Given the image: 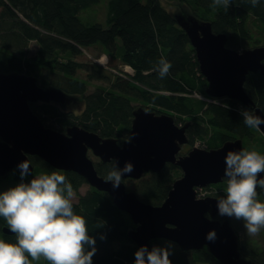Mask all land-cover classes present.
I'll use <instances>...</instances> for the list:
<instances>
[{"label":"trees","instance_id":"16d2710c","mask_svg":"<svg viewBox=\"0 0 264 264\" xmlns=\"http://www.w3.org/2000/svg\"><path fill=\"white\" fill-rule=\"evenodd\" d=\"M98 1L0 0V73L32 75L36 74L40 65L45 70L44 78L46 72L55 76L50 82L55 88L84 97V109L77 115L69 111L61 112L54 103H40L38 109L42 120L54 119L63 126L76 124L103 138L113 137L119 142L121 137L127 138L130 133L134 110L131 98L137 97L148 104L145 109L157 111L156 114H161L162 109L195 117V122H188L186 131L190 143L196 137H207L209 128L215 129L214 137L205 149L217 148L232 136L242 139L253 136L256 129L244 124L241 111H253L254 107L228 98H219L217 103H212L190 96L199 91L198 85L206 86L207 82L199 73L195 51L186 33L160 0H108L106 25L81 20L80 11ZM175 1L186 4L192 15L209 21L214 33L228 35L238 31L246 36L245 24L250 16L264 25V0H260L256 7H252L249 0H230L227 10L222 5L213 10L209 7L212 0ZM29 41L37 45L31 60L24 59V49ZM97 43L102 45L109 57L118 58L133 73L126 74L127 79L116 75L109 88L85 94V81L75 78L77 70L85 65L74 57L82 54V48ZM226 46L237 49L233 35L228 36ZM162 56L172 64L169 75L164 79L153 71ZM92 68L99 78H108L100 73L103 68L97 63H93ZM244 89L254 106L264 112V77L261 73H249ZM224 104L229 107L226 109ZM179 120L181 117H177L176 123ZM29 158L33 176L42 171L57 170L67 177L74 192L85 183L83 177L75 172L55 169L37 156ZM95 167L98 174L105 177L110 161L95 162ZM178 169L174 164H167L159 173H148L139 179L132 191L145 203L160 205L171 189L172 173ZM14 171V181L18 184L21 182L19 171ZM31 178L26 176L25 182ZM217 196L221 198L224 194ZM73 205L74 211L86 219L89 234L95 239L96 252L92 264H134V253L138 247L127 237V233L136 225L127 213L114 205L106 192L90 187L85 194H78V200ZM101 220L105 222L104 227H95ZM3 226L7 225L0 217V238L15 243L14 234L3 233ZM101 236L105 238L101 239ZM160 241L151 240L150 244ZM239 250L254 264H264V250L259 253L248 251L241 241ZM169 258L172 264H220L207 248H179Z\"/></svg>","mask_w":264,"mask_h":264},{"label":"water","instance_id":"95a60500","mask_svg":"<svg viewBox=\"0 0 264 264\" xmlns=\"http://www.w3.org/2000/svg\"><path fill=\"white\" fill-rule=\"evenodd\" d=\"M177 25L186 33L195 51L199 73L207 82L205 93L214 98H228L252 106L253 114L264 118L261 108L244 89L249 73L260 72L264 77V46L237 51L226 46L228 36L214 33L211 23L187 12L173 14ZM242 53V54H238ZM78 98L55 87L38 85L34 76L24 73H0V177L18 169V164L37 156L51 167L72 171L83 177L85 183L106 192L114 205L127 213L136 225L127 237L139 248L151 250V240L164 239L181 250H207L220 264H254L242 256L238 235L229 220L215 219L218 214L216 197L197 198L198 188L218 184L224 180V156L228 150L244 149L242 138L225 141L214 149L193 147L180 155L182 145L188 143L186 129L189 123L178 126L166 113L137 107L132 111L131 143H119L113 137L103 138L96 132L73 125L61 133L46 127L29 104L42 102L67 106ZM264 135V124L259 126ZM100 162L117 160L122 168L125 161L134 165V171L125 174L122 184L113 189L99 175L88 151ZM167 164L179 167L182 175L173 181L167 197L160 205L142 201L125 186V179L138 180L146 173H159ZM264 175V174H258ZM12 234L7 226L1 228ZM209 230H215L216 239H205Z\"/></svg>","mask_w":264,"mask_h":264},{"label":"clouds","instance_id":"9594fccd","mask_svg":"<svg viewBox=\"0 0 264 264\" xmlns=\"http://www.w3.org/2000/svg\"><path fill=\"white\" fill-rule=\"evenodd\" d=\"M249 2L252 7L260 4V0ZM229 4L230 0H212L209 7L215 10L222 5L227 10ZM171 68V62L162 56L153 71L164 79ZM241 115L249 128L259 130L264 124V118L251 110H242ZM136 135L132 132L126 142L131 143ZM224 163L226 187L224 196L216 200L218 215L241 220L247 233L256 235L264 229V202L257 199V188H264V175H258L264 174V155L254 149L228 150ZM17 167L21 182L0 191V217L15 236V243L0 238V264H32L41 258L48 264H92L95 239L89 234L86 219L74 211V189L67 177L57 170L33 176L28 160ZM134 170L132 162L125 161L120 168L113 158L104 180L117 189L125 174ZM26 176L32 178L25 182ZM104 224L101 220L95 227ZM205 239L214 242L215 230H209ZM167 244V247L153 246L151 250L140 246L134 253V264H172L169 257L173 244L171 241Z\"/></svg>","mask_w":264,"mask_h":264},{"label":"rangeland","instance_id":"374dc122","mask_svg":"<svg viewBox=\"0 0 264 264\" xmlns=\"http://www.w3.org/2000/svg\"><path fill=\"white\" fill-rule=\"evenodd\" d=\"M107 3L108 0H99L97 4L92 5L79 13V17L81 20L86 22H98L102 25H106V14H107ZM161 5L167 9L171 14H175L177 12H187L192 13L191 9L186 4H182L175 0H160ZM246 31L247 35L242 36L238 31L232 33H229L227 36H234V41L236 42V45L238 46L237 51H242L243 49H250L258 46H264V25H262L259 21L256 20L254 16H250V18L247 20L246 24ZM37 49V45L33 41H29L26 45V48L24 51L26 52V55L24 59L31 60V57L34 56V53ZM76 61H79L81 63H84V68L77 70L75 74V78L81 79L85 81L87 85V91L85 94H90L95 91H101L102 89L109 88L111 86L112 80H114V77L118 75L122 79H127L126 74H132L133 70L128 67L127 65H124L121 63V61L118 58L109 57L105 52L100 44H93L86 48H82V54L77 55L74 57ZM101 62V63H100ZM97 63L100 65L103 69L100 70V73L107 76L108 78L104 77H98V75L94 72L92 68V64ZM45 70L42 69V66H37L36 74H32L31 76L36 77L38 85L42 87H54L50 84L51 80L55 77L54 75L50 74L49 72H46L45 78L43 77ZM98 77L96 78L95 77ZM206 86H199L198 85V92L193 93L190 95L193 99H200L203 101H206V98L208 97L205 93ZM78 99L76 103H72L71 106H63L59 104L57 107L60 109L61 112H71L74 115L79 114L83 109L85 105L84 97L83 95H75ZM209 98V97H208ZM42 102H36V103H30L29 106L32 109V111L40 118L39 115V109L38 105ZM33 104V105H32ZM144 102L139 100L137 97L131 98V106L135 109L137 107H146ZM152 107V106H151ZM155 108V107H153ZM160 109V108H156ZM148 110V109H146ZM157 112V111H155ZM159 113H166L174 118V121L176 123L177 117H181V120H179L178 123H176L178 126H182L186 122L193 123L195 122V117H189L186 115H178L174 112L162 110L160 109ZM41 119V118H40ZM42 123L49 128H52L54 130H57L61 133H66V129L73 125H61V123L54 119H45L42 120ZM76 125V124H74ZM214 131L215 129L209 128L208 136L207 137H196L194 138L193 143H188L186 145H182L180 150V155H185L188 151H190L193 147L198 148H205L206 144H208V141L212 140L214 137ZM237 138L236 136L230 137L228 140H233ZM126 137H121L119 143L126 140ZM243 141V147L244 149L248 150H256L261 155H264V135L259 131L255 130L253 133V136L242 139ZM88 156L90 159L93 160V162L100 161L99 158L95 157L91 151H88ZM178 172V173H177ZM148 174V173H146ZM144 174L142 177L146 176ZM14 175L15 171L12 170L9 172L6 176L2 177L0 180V191L7 190L10 187H14L16 185L14 181ZM182 175V172L180 169L172 173V177H174L170 184L172 185L173 181L179 178ZM141 177V178H142ZM138 180L133 179H125L124 183L128 190H134L135 186L137 185ZM221 183H224L222 181ZM226 187V184L224 185H215V186H206L202 189H199L197 191V197L198 198H204V197H216L220 198L217 195L219 193L224 194L223 189ZM90 189V186L87 183L82 184L77 192H74L73 202H76L78 200V194H85ZM263 190V193H262ZM257 199L261 202H264V188L261 189V192H258ZM215 219L223 221L225 219L229 220L231 226L233 227L234 231L238 235L239 242L241 241L243 245L245 246L246 250H251L254 253H259L264 250V229H262L258 234L256 235H249L246 231V229L243 227V222L241 220H237L235 218H229L227 216H220L216 215ZM167 240L161 239L158 243H153L151 246H157V247H167ZM173 247L171 249V253L174 251H177L179 249L178 245L175 243H172ZM205 249L207 247H204ZM46 261L41 258L40 261H33L32 264H45Z\"/></svg>","mask_w":264,"mask_h":264},{"label":"flooded vegetation","instance_id":"af4514ba","mask_svg":"<svg viewBox=\"0 0 264 264\" xmlns=\"http://www.w3.org/2000/svg\"><path fill=\"white\" fill-rule=\"evenodd\" d=\"M70 106H71V104H69ZM185 124V123H184ZM183 124V125H184ZM189 127V126H188ZM188 127H187V129H188ZM187 129H186V131H187ZM187 134V133H186ZM188 137V136H187ZM186 145V144H185ZM180 153V152H179ZM15 170V169H14ZM224 181V180H223ZM261 189L262 188H257V193L260 191L261 192ZM262 193H263V190H262ZM218 215V214H217ZM238 242H239V239H238ZM239 244H240V242H239Z\"/></svg>","mask_w":264,"mask_h":264},{"label":"built area","instance_id":"2783aa9c","mask_svg":"<svg viewBox=\"0 0 264 264\" xmlns=\"http://www.w3.org/2000/svg\"><path fill=\"white\" fill-rule=\"evenodd\" d=\"M213 100H216V99H210L209 101H213ZM199 189H202V188H198L197 191H198Z\"/></svg>","mask_w":264,"mask_h":264},{"label":"bare ground","instance_id":"6f19581e","mask_svg":"<svg viewBox=\"0 0 264 264\" xmlns=\"http://www.w3.org/2000/svg\"><path fill=\"white\" fill-rule=\"evenodd\" d=\"M101 63V62H100Z\"/></svg>","mask_w":264,"mask_h":264}]
</instances>
